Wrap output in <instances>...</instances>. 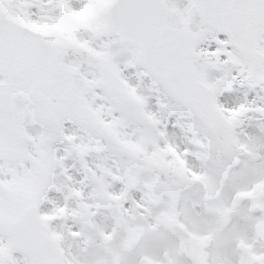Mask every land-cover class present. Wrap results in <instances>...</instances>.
<instances>
[{
  "label": "snow or ice",
  "instance_id": "obj_1",
  "mask_svg": "<svg viewBox=\"0 0 264 264\" xmlns=\"http://www.w3.org/2000/svg\"><path fill=\"white\" fill-rule=\"evenodd\" d=\"M0 264H264V0H0Z\"/></svg>",
  "mask_w": 264,
  "mask_h": 264
},
{
  "label": "rangeland",
  "instance_id": "obj_2",
  "mask_svg": "<svg viewBox=\"0 0 264 264\" xmlns=\"http://www.w3.org/2000/svg\"><path fill=\"white\" fill-rule=\"evenodd\" d=\"M251 98V97H250ZM244 131L249 134V135H252V134H255V133H258V129H253L252 126H248L244 129Z\"/></svg>",
  "mask_w": 264,
  "mask_h": 264
}]
</instances>
